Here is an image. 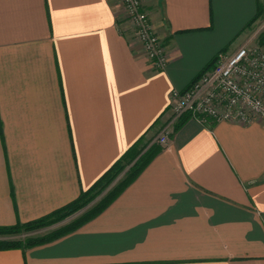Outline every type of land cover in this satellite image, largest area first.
I'll return each instance as SVG.
<instances>
[{
    "label": "crops",
    "instance_id": "1",
    "mask_svg": "<svg viewBox=\"0 0 264 264\" xmlns=\"http://www.w3.org/2000/svg\"><path fill=\"white\" fill-rule=\"evenodd\" d=\"M144 3L167 41L162 70L120 0H0V226L74 202L133 148L151 154L100 213L0 248V264H264V121L184 115L158 142L173 92L249 40L264 0Z\"/></svg>",
    "mask_w": 264,
    "mask_h": 264
},
{
    "label": "built area",
    "instance_id": "2",
    "mask_svg": "<svg viewBox=\"0 0 264 264\" xmlns=\"http://www.w3.org/2000/svg\"><path fill=\"white\" fill-rule=\"evenodd\" d=\"M135 25V37L152 68L162 70L168 62L167 41L155 33L142 0H121ZM207 122L229 120L264 121V45L252 39L234 49L221 50L213 68L204 71L185 90H175L170 115L158 142L168 143L176 123L184 116Z\"/></svg>",
    "mask_w": 264,
    "mask_h": 264
},
{
    "label": "trees",
    "instance_id": "3",
    "mask_svg": "<svg viewBox=\"0 0 264 264\" xmlns=\"http://www.w3.org/2000/svg\"><path fill=\"white\" fill-rule=\"evenodd\" d=\"M264 12V8H259L256 17L249 22L248 27L251 26V24L257 20L258 17H260ZM259 42L264 45V34L260 36ZM228 48H225L223 50H227ZM217 61V55L207 64V66L203 69V72L211 69L215 66ZM202 72V73H203ZM187 115V114H186ZM187 115L186 117H188ZM178 125H176L177 127ZM142 148H133L127 153L126 159L123 161L117 162L111 170L103 176L91 189L88 191L81 192L79 198L75 200L74 202L68 204L67 206L63 207L62 209L39 219L32 220L25 223H17L15 225L11 226H0V234H17L21 231H33L38 228H43L45 226H49L57 221H61L63 219H66L67 217L73 215L77 211H80L82 208L87 206L101 191L106 188L118 175L119 173L124 170L126 161H132L136 157H138L141 152ZM150 153L145 151L135 163L134 167H132L128 171V176L116 187L114 190L107 196L105 199H103L100 203H98L92 210L87 211L85 214H82L81 217L74 220L73 222L66 224V226H63L62 228L56 230L55 232L51 233L47 236H40V237H28L24 240L18 239V240H5L0 241V248H9V247H26V246H33L36 244H40L43 242H46L50 239H53L63 233H66L68 231L73 230L77 226H79L81 223H83L85 220L93 217L94 215L100 213L105 207H107L116 197L117 195L122 191V189L128 184V182L136 175V173L145 166V164L150 159Z\"/></svg>",
    "mask_w": 264,
    "mask_h": 264
},
{
    "label": "rangeland",
    "instance_id": "4",
    "mask_svg": "<svg viewBox=\"0 0 264 264\" xmlns=\"http://www.w3.org/2000/svg\"><path fill=\"white\" fill-rule=\"evenodd\" d=\"M121 4L122 1L120 0ZM123 5V4H122ZM142 8L145 12H147L148 17H149V22L152 25L154 31L156 34H158L159 36H161L155 29V27L153 26V23L151 21V18L149 16V11L147 9L146 4L144 3V0H142ZM123 22L126 24V26H128V30H130L133 33L134 38H136L135 36V23L132 20L131 17L128 16L127 12L124 13V17L122 18ZM247 38L252 39L254 41L259 42L260 40V36L262 34H264V12L263 14L257 18V20H255L251 26L248 28L247 32ZM162 37V36H161ZM164 38V37H162ZM137 39V38H136ZM166 40V38H164ZM240 45L239 42L235 43L234 47ZM232 47V48H234ZM177 125V123H176ZM137 162V159H134L132 161H126L125 163V168L124 170H122L119 175L106 187L104 188L101 193H99L87 206H85L84 208H82L80 211H77L75 214H85L87 211L92 210V208H94V206H96L98 203H100L103 199H105V197H107L113 190L114 188H116L127 176L128 171L134 167L135 163ZM60 222V221H57ZM56 223V222H55ZM53 223V224H55ZM51 224V225H53ZM59 224V225H58ZM56 228L53 229V231H51L48 235H50L51 233L55 232V230H58L60 228H62L63 226H66V224H64L63 222L57 223L55 224ZM48 227V226H45ZM38 228L35 229L33 231L27 232V231H21L20 233L17 234H0V241H5V240H18V239H26L28 237H40L39 234L41 232H44V228ZM47 236V235H46Z\"/></svg>",
    "mask_w": 264,
    "mask_h": 264
}]
</instances>
